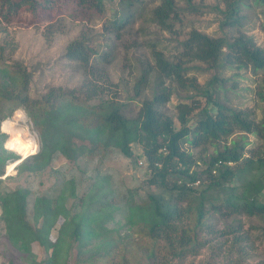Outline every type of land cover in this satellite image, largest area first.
Returning <instances> with one entry per match:
<instances>
[{"label": "trees", "instance_id": "16d2710c", "mask_svg": "<svg viewBox=\"0 0 264 264\" xmlns=\"http://www.w3.org/2000/svg\"><path fill=\"white\" fill-rule=\"evenodd\" d=\"M111 1L0 0V20L11 23L23 13L39 20V15L75 14L83 9L104 15L105 6ZM137 1L118 0V3L121 6L126 2L131 7ZM255 1L264 3V0ZM175 9L171 0H163L162 5L153 10L152 21L169 29L170 15ZM239 11L236 2L228 4L222 12L225 17L222 25L237 26ZM132 15L130 8L122 13L115 11L106 19L105 26L112 31L122 29L131 23ZM86 41L79 38L70 42L65 57L85 67L90 65L91 55L101 61L104 55L97 54ZM180 58L177 62L168 61L161 52H153L160 78L171 79L186 88L194 87L192 81L184 78L185 63L191 61L210 67L222 63L236 69H264V48L241 32L227 39L191 31L182 42ZM29 81L30 73L21 63L0 61V121L22 109L39 139L38 152L24 158L16 167L18 172H44L57 155L71 164L82 157L101 159L113 150L130 159L132 145L138 144L149 173L145 185L152 189L143 197L134 189L128 190L127 195L128 222L137 227L134 233L143 238L145 248L139 260L134 259V249L126 253L132 257L121 252L119 246L111 245V231L106 224L113 218L112 205L105 196L96 197V187L83 199L84 209L71 215L65 206L68 197L65 193L74 198L75 184L73 180H64L57 196L34 197L33 222L28 216L31 195L28 188L0 191L1 219L8 238L20 244L19 248L26 253H30L34 244L49 252L44 264H59V259L60 264H66L71 251L76 260L86 257L77 260L78 264H171L173 258L196 255L207 246L217 232L212 223L215 218L217 221L225 215L264 218V198L261 197L264 148L260 151L246 149L247 135H254L264 147V108L261 119L255 121L249 110L234 109L216 100L207 85L201 89L207 106L199 108L195 120L190 115L197 106L177 104L179 127L176 128L173 119L160 109L171 96V90L164 87L161 80L156 82L152 98L141 102L133 118L126 117L122 104L114 101L90 104L94 92L50 89L39 99L31 100L27 93ZM145 83L146 78L142 77L140 85ZM236 133L240 134L238 140L222 144ZM5 139L6 135L0 134V176L4 174L7 161L12 163L19 158L3 148ZM186 144L189 148L213 146L214 154L204 169L195 168L198 160L184 149ZM59 218L63 221L56 240L52 241L50 232ZM239 229L231 228L229 232ZM247 240L245 236L235 238L237 243ZM30 263L34 264V260Z\"/></svg>", "mask_w": 264, "mask_h": 264}, {"label": "rangeland", "instance_id": "374dc122", "mask_svg": "<svg viewBox=\"0 0 264 264\" xmlns=\"http://www.w3.org/2000/svg\"><path fill=\"white\" fill-rule=\"evenodd\" d=\"M171 1L176 9L170 15L169 29H163L152 21L153 10L161 6L163 0H138L131 7H128L126 2L120 6L118 0H112L106 4L104 15H96L83 9L75 14L68 12L48 17L39 15V20L28 13L21 14L11 23L0 20V61L19 62L30 73L27 93L31 100L39 99L50 89L94 92L90 104L114 101L122 104V112L126 117L133 118L137 115L141 102L152 98L155 84L161 80L163 86L171 90V96L160 109L173 119L176 128L179 127L176 118L177 104L197 106L190 115L195 120L199 108L207 106L205 97L201 94V89L207 85L216 100L234 109L249 110L255 121H259L264 108V69H236L235 66L222 63L217 67H210L198 61H191L185 63L187 70L184 78L186 81H192L194 87L186 88L171 79L160 78L153 52H161L168 61H179L182 42L188 38L191 31L227 39L241 32L250 36L257 46L264 48V3L255 0ZM232 2H236L239 7V23L237 26L222 25L225 18L222 12ZM128 8L133 12L130 24L116 31L105 26L106 19H110L115 11L122 13ZM79 38L88 40L86 43L96 50L97 54L104 55L102 60L91 55L90 65L85 67L66 58V47ZM142 77L146 78L144 85H140ZM18 110L26 117L22 109ZM26 121L30 135L36 139L39 146L36 131L27 117ZM1 122L0 134L6 135L3 148L18 157L7 146L10 136L1 130ZM239 137L240 134L236 133L222 144L228 145L230 140H238ZM247 140V151H260L264 148L262 142L254 135H247ZM131 148L133 157L130 159L113 150L104 158L82 157L75 164H71L57 155L51 167L39 173H20L16 170L17 166L7 171L11 163L7 161L4 174L0 176V191L17 187L28 188L31 193L28 198V216L30 222H33L31 210L34 197L41 194L57 196L63 188L64 180H73L75 184L74 198L65 193L68 195L65 206L71 215L84 209L83 199L96 187V197L103 195L112 205L113 218L106 224L111 231V245L119 246L121 252H125L127 256L130 255L126 254L127 251L134 249L136 258L130 256L139 260L144 256L145 248L143 238L134 233L137 227L128 222L130 220L127 217V195L128 190L134 189L143 197L144 193L152 189L145 185L149 173L141 147L133 144ZM184 149L192 152L198 160L195 168L199 170L207 166L209 158L214 154V148L209 144L196 148H189L186 144ZM261 197L264 198V191ZM62 221L63 218H59L51 229L52 241L56 240ZM212 223L217 232L207 246L196 255L175 257L171 264H264L263 217L225 215L220 216L218 221L215 218ZM235 227L240 229L229 232ZM238 236H245L248 240L237 243L235 238ZM130 244L134 246L130 247ZM19 245L8 238L0 209V264H31L32 259L34 264H44L50 256L49 252L46 253L36 244L30 253L22 251ZM82 259L86 257L80 256L77 260ZM75 260L71 251L66 264H78ZM58 263H61V259Z\"/></svg>", "mask_w": 264, "mask_h": 264}, {"label": "bare ground", "instance_id": "6f19581e", "mask_svg": "<svg viewBox=\"0 0 264 264\" xmlns=\"http://www.w3.org/2000/svg\"><path fill=\"white\" fill-rule=\"evenodd\" d=\"M25 122H27L26 117L20 110H17L11 118L1 122V130L10 136L7 146L20 158H26L36 152L38 148L36 139L30 135ZM21 124H25V126ZM12 163L8 165L7 169L10 170Z\"/></svg>", "mask_w": 264, "mask_h": 264}, {"label": "water", "instance_id": "95a60500", "mask_svg": "<svg viewBox=\"0 0 264 264\" xmlns=\"http://www.w3.org/2000/svg\"><path fill=\"white\" fill-rule=\"evenodd\" d=\"M38 149H39V146H38L36 152L38 151ZM34 153H35V152H34ZM32 154H33V153H32ZM30 155H31V154H30ZM23 159H24V158H17V160L14 161V162L12 163V167H11L10 169H12L13 167L17 166V165H18ZM7 171H9V169H7Z\"/></svg>", "mask_w": 264, "mask_h": 264}, {"label": "built area", "instance_id": "2783aa9c", "mask_svg": "<svg viewBox=\"0 0 264 264\" xmlns=\"http://www.w3.org/2000/svg\"><path fill=\"white\" fill-rule=\"evenodd\" d=\"M213 173H214V171H213Z\"/></svg>", "mask_w": 264, "mask_h": 264}]
</instances>
